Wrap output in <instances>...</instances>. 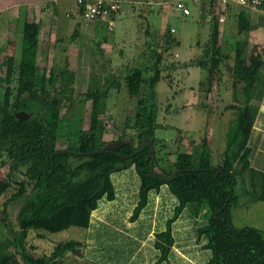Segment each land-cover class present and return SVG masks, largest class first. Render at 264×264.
Instances as JSON below:
<instances>
[{"label": "trees", "instance_id": "16d2710c", "mask_svg": "<svg viewBox=\"0 0 264 264\" xmlns=\"http://www.w3.org/2000/svg\"><path fill=\"white\" fill-rule=\"evenodd\" d=\"M209 2L213 8L210 36L203 44L201 57L184 64L207 67L211 80L219 66L232 59L233 95L237 98L239 91L243 101L233 106L235 116L227 130L226 148L220 162H213L204 138L191 152L177 150L173 161L168 159V167L162 171L156 169L159 159L155 157L152 161L150 146L142 144L158 141L156 130L161 123L157 85L166 78L164 71L178 66L167 63L179 43L175 36L171 38L170 29L168 37L172 41L157 42L158 48L152 49L156 55L154 60L150 54L148 64L128 66L123 76L126 91L136 107L130 125L134 133L130 137L121 135L118 140L126 142L116 149L93 153L109 142L104 138V114L108 98L121 79L116 74L101 73L103 48L98 46L94 57L99 63L94 62L91 67L90 85L75 95V71L55 67L47 73L42 69L38 64L40 24L35 20L25 23L20 62L15 64L14 57L6 56L2 64L6 67L4 81L10 84L16 79L17 86L15 91L10 85L6 87L5 99L0 105V157L5 152L17 163L26 164L28 179L18 182V186L10 177L0 180V196L10 188L16 189L4 201L5 215L9 203L23 200L13 238L0 240V264H63L73 255L81 256L84 242L80 239L57 242L50 253L36 255L27 244L29 231L60 232L73 226L89 227L92 212L101 200L116 198L112 174L132 165L140 177L139 198L132 219L148 204L150 192L163 184L178 199L166 228L155 234V247L160 251L155 264L168 259L174 243L172 223L189 204L195 205L196 214L205 211L207 223L198 228V233L208 239L206 247L212 251L210 264H264V231L249 225L237 227L231 216L239 187L248 186L244 177L247 170L250 188L246 192L253 200L264 199V181L256 180L258 172L250 167L248 147L259 111L252 99L259 86L264 89L263 48L250 44L247 35L251 29L250 18L247 11L241 10L238 14L241 37L236 40L232 53L224 51L220 41L221 11L214 0ZM88 101L91 102L90 119L88 127H84L82 114L71 113L74 103L82 108ZM64 106L67 109L62 114ZM18 111L27 112L28 118H19L15 114ZM177 170L181 171L175 173ZM174 173V178L167 182L165 178ZM28 181L32 183L29 195ZM11 246L15 251L10 250Z\"/></svg>", "mask_w": 264, "mask_h": 264}, {"label": "crops", "instance_id": "0c3cea01", "mask_svg": "<svg viewBox=\"0 0 264 264\" xmlns=\"http://www.w3.org/2000/svg\"><path fill=\"white\" fill-rule=\"evenodd\" d=\"M170 1L175 7V3L178 0H120L121 9L115 15L114 28L109 29L106 21L87 20L80 14L69 15V11L75 8L77 0H0V56H12L15 59V64L20 62L24 42L25 23L28 20H35L40 24L38 64H45L42 65V69L47 73L55 67H69L75 71L74 87L78 89L80 73L88 74L87 79L89 82L91 81V67L94 62H96V65L99 63L95 61L94 57L98 46L103 48V53L100 55L104 60L100 62L101 66L104 65L102 72H113L117 69L116 66L122 69L121 63L116 57L118 51L117 43L124 40L129 25H131V29L133 28L134 20L131 17H135L138 14L140 16L139 19L144 18L147 24L145 27L143 21L141 24L138 23V25L140 24V29H138L140 33L136 44V52L132 55L130 65L127 66L143 64V61H145L144 55H147L145 46L148 44V39L152 36L150 33L158 41L163 42L166 39L164 36L165 32L167 31L168 34V29H170L173 32V36L171 37H174V33L177 30L169 25ZM185 1L191 13L183 15L186 18L193 16L195 22H184L181 30L182 35L175 37L180 43L186 36H189L191 39V35L193 34V39L188 44V59L184 61L188 62L193 56H198L203 52V43L209 38L211 33L213 8L209 0ZM128 4L129 12L124 9V5ZM138 10L139 12L136 13ZM241 10L247 11L250 18L251 29L247 34L249 42L251 45L257 44L263 48L264 59V11L245 8L239 4H233L228 9L225 19L220 21V41L223 49L224 51L232 53L236 40L241 37L238 34V14ZM147 12L152 16L149 18L146 17L147 15L144 13ZM118 24L120 28L119 32H121L119 34L116 32ZM142 26L144 27L142 28ZM229 36L234 37V39H229ZM150 48L152 49L153 46ZM121 52L123 53V49H121ZM176 55L179 57L178 53ZM16 57L19 59H16ZM223 64L226 70L222 68ZM223 64L218 68V72L221 74V72L223 73L225 71L224 82L231 91H228L230 96L226 97L223 103L219 99L209 100L214 110L213 114L209 117L211 127L209 128L210 123L208 124V120H203L205 121L204 127L207 126L203 131V128H200V124L198 125V122L202 120L199 117L197 124L195 123L194 128H192L193 132L191 129H187L192 133H185L184 130L179 129L180 135L186 136L181 137L180 145L187 151H193V148L206 138L207 149L213 158V162V152L220 154V162L226 148L227 130L235 116L233 106L243 101V95L240 93L237 96L240 100L233 95V63ZM183 66H187V75L182 80L183 84L188 81L193 70L198 72L200 78L202 77V70L205 71L203 76L208 75L207 69L197 64H181V62H178L177 70H185L186 67ZM261 75L264 79V67ZM192 77L194 78V76ZM193 78L190 83L192 89L196 87L194 83L192 84L194 81ZM194 82L198 85L199 92H197L198 90H194L193 95L195 94V97L193 98L201 99L203 96L207 97L208 92L206 93L201 90V88H204L202 80H195ZM85 88L87 89L88 87ZM78 90L83 91L81 89ZM158 95L159 84L157 85ZM190 100L192 99L184 98L186 103L183 105H187ZM198 102L192 101L188 105L193 107L199 104ZM252 102L259 106V111L248 142V147L251 150L249 159L250 167L258 172L255 176L256 180L258 183H261L264 181V89L261 86L256 90ZM156 136L158 137V135ZM188 136L190 137L188 138ZM162 139L165 141V145L173 142L168 139ZM176 139L177 137L174 141ZM188 143L192 146V149L189 148ZM217 163L218 161L215 164ZM127 169L117 172H122ZM244 177L247 181L246 184H248L247 188H250L249 170L244 173ZM164 186L168 188L170 199L172 202H175V207L178 199L169 190L167 184H163L158 190H152L149 194V201L151 194L153 192L158 194ZM238 194L237 203L233 205L231 210L233 224L237 227L246 225L255 226L264 231V199L253 200L249 192H246L244 196H241L240 191H238ZM103 200H101V204L99 203L98 208L92 212L91 223L89 227L85 228V234L80 239L84 242L83 254L81 256H71L66 264H155L160 255L159 249L155 247V234L166 228L167 220L173 215V212L171 213L169 210L167 213H162L161 216H158V214L155 215L154 213L151 216L152 218L145 219L147 212L143 213L142 210L136 219H132L133 210L129 220H125L127 211L122 208L114 210L112 214L102 210ZM113 200H116V198ZM194 208V204H189L172 223L174 243L168 259L159 264H210L212 251L206 247L208 239L204 234L199 235L198 233V228L207 223V218L204 210L196 214ZM95 216L97 217L96 219ZM109 217H113L116 220L114 221L115 230L106 224L109 222L107 221ZM111 232L114 233L115 240L117 241H114L116 247L114 252L109 253L115 254L117 252L119 257L116 258L114 255L106 254L108 257L103 258L99 255L98 249L106 248L102 245L108 243L106 236ZM147 232L149 233V237L142 239ZM94 252L99 256L97 257V261L91 260L89 256L91 253L94 254Z\"/></svg>", "mask_w": 264, "mask_h": 264}, {"label": "rangeland", "instance_id": "374dc122", "mask_svg": "<svg viewBox=\"0 0 264 264\" xmlns=\"http://www.w3.org/2000/svg\"><path fill=\"white\" fill-rule=\"evenodd\" d=\"M170 18H169V25L173 26L177 32L174 33L175 36L180 37L182 26L184 22L190 23L195 22L193 19V16H188L186 18L180 11L176 10L173 3L170 1ZM124 9H129V4L124 5ZM129 12V10H128ZM139 10L136 12L138 13ZM147 15L146 17H151L152 15L149 14V12L144 13ZM140 16L135 15V17H131V19L134 20L133 28L131 29V25H129L128 31L126 32V36H124V40L120 41V43H117L118 51H117V59L120 61L122 69L119 68V66H116L117 69H115L113 72L108 71V74H117L116 78L119 77L121 79L118 84V87L112 90L111 96L108 98V102L106 105V110L104 114V138L106 140H118L121 135L127 134L128 137L131 136V134L134 133V129L130 126L132 124L131 119L134 118V112H135V102L131 99V97L128 95L126 91V85L125 81H123V76L127 71V65H130L132 61V55L136 52V44L138 42V35L140 29V24L143 21V24L146 27V20L144 18L139 19ZM145 21V22H144ZM138 23H140L138 25ZM144 26H142L143 28ZM119 28V24L116 28V32L119 34L121 32ZM150 31V30H149ZM171 35L173 36V32L170 30ZM152 36L148 39V44L145 46V51H147V55L149 56L152 54L153 50H156L158 48L157 42L158 39L156 37H153V34L150 33ZM167 31L165 32L166 39H169V41H172L169 37ZM230 35V33H229ZM193 39V34L191 35ZM172 38V37H171ZM229 39H234V37L229 36ZM165 39V40H166ZM189 36H186L183 38V41L178 43L174 48L173 51L175 53L179 54V57L174 54H170L167 58V63L169 65L171 64H178V62H181L182 64L185 63V59L187 58L188 53V44L191 41ZM165 42V41H164ZM204 44V43H203ZM149 45V46H148ZM153 46L151 49L150 47ZM121 49H123V53L121 52ZM146 54L144 55L143 65L148 64V56ZM152 60H154V53L151 55ZM201 57V54L198 56H193L190 60L198 59ZM16 59H19L16 57ZM5 60V57L0 56V64L2 66L0 70V105L4 102L5 99V92L6 87L8 85L12 86L13 90H16L17 86V80H13L10 84H8L6 81H4L6 68L3 64V61ZM177 60V61H175ZM189 60V61H190ZM188 61V62H189ZM153 62V61H152ZM229 62L233 63L232 59H229L225 61L224 63L229 64ZM42 65L41 64V68ZM194 65V64H192ZM120 66V67H121ZM200 66V65H199ZM221 66V65H220ZM219 66V67H220ZM186 69H182L178 71V66H174V68L167 69L164 71V74L166 78H163L159 81V95L157 96V103L159 105V115H158V121L161 122V126L157 128L156 135H158V141L154 142V147L156 149V157L159 159L157 161V170L162 171L163 167H168V159L170 161H173V159L176 156V151L179 149H182V146L180 145L181 137H186L185 135H180L179 129L182 131L184 130L185 133L190 132L187 129H191L193 132L195 123L197 124V119L200 117L202 120L198 122V125L200 124V128L204 129L207 127H204L205 121L208 120L211 114H213V106L210 104L209 100H220L222 103L224 102L225 98L230 96L231 89L226 86L224 80H225V71L221 74L218 71H215V75L212 77L211 80H209V72L207 69L206 76H203V73L205 72L202 70V77L200 78L197 71L193 70L192 75L188 79L187 82L184 84L182 83V80L187 75V66ZM182 67V68H183ZM201 67V66H200ZM222 68H225V65H222ZM124 70V71H123ZM100 72V71H99ZM103 73V72H101ZM98 74V73H95ZM205 74V73H204ZM198 75L197 77H195ZM88 74L86 73H80L79 74V83H78V89H86L85 87H89L90 82L87 79ZM101 76V74H100ZM194 76V78L192 77ZM103 77V75H102ZM192 78L195 80H202L203 89L201 90L203 92H208L207 97H202L201 99L193 98L195 97V94L193 95L194 90H198L199 87L196 85V82L194 83V86H196L194 89L191 88L190 83L192 81ZM201 83V82H200ZM188 85V86H187ZM78 89H75L74 94H78ZM229 91V92H228ZM81 92V91H80ZM199 92V90L197 91ZM240 92L238 91L237 96ZM184 98L192 99L190 102L187 103V105H183L186 103L184 101ZM217 98V99H216ZM196 99V100H194ZM240 100V99H239ZM192 101L198 102L199 106H193L190 107L188 104L192 103ZM205 102V104H203ZM212 103V102H211ZM215 104V102L213 101ZM203 104V105H202ZM215 107V106H214ZM66 106L62 107L61 113H66ZM90 110H91V102L88 101L84 107L77 106V103H74V107L71 114H74L75 112L77 114H82V117H84V127H88L89 125V119H90ZM70 114V113H69ZM202 116V117H201ZM71 117V116H70ZM203 122V123H202ZM207 125V124H206ZM211 127V123L209 128ZM190 132V133H192ZM177 137L176 141L174 139ZM190 136H188L189 138ZM168 139L169 141H173L169 145H165V141L162 139ZM186 145V144H185ZM184 145V146H185ZM189 148L192 149V146L188 143ZM185 148V147H184ZM194 149V148H193ZM214 155V163L217 161L219 162L220 154L213 152ZM27 171V165L22 163H17L12 158H10L5 152H3V155L0 157V180L4 177H10L14 183L15 186H18V182L21 180H27L28 174ZM113 180L116 186V192L117 197L116 200H107L104 199L102 201L101 209L105 210L106 212H109L110 214L113 213L114 210L118 208H122L125 211H127V216L125 220H129L131 212L134 210L137 201H138V188L140 184V177L135 169V166L132 165L127 170H124L122 172H115L112 174ZM27 195L31 193L32 190V183L28 181L27 185ZM246 189L245 186H240L239 191L241 193V196L246 195ZM15 188H10L6 193L0 196V240L4 239L5 237L13 238L14 232L18 229V222H17V214L19 212V209L23 203V200H16L9 203L7 206V213L4 214L5 207H4V201L6 198L11 195L13 192H15ZM164 200V201H163ZM174 201L172 202L170 199V193L168 191L167 187H163L162 190L159 191L158 194L153 192L150 196V201L143 209V213L147 212V217L145 219L152 218L151 216L155 213V215L158 214V216H161L162 213H167L169 210L174 212ZM101 204V202H100ZM164 215V214H163ZM97 217L95 216V219ZM106 224L109 225L113 230L114 229V221H116L113 217H109L107 219ZM85 234V228L82 227H70L68 229H65L60 232H50V231H37V230H31L29 231L28 237H27V244L30 250L34 254H42V253H50L53 249L54 245L57 242L60 241H67L70 239H82ZM149 237V233L147 232L146 235L142 239H147ZM106 240H108V243L102 245L106 248H99L98 252L99 255H101L103 258L108 257L106 254H110L109 252H114L115 244V235L113 232L109 233L106 236ZM34 246L32 248L31 246ZM10 250L15 251V247L11 246ZM84 250V248H83ZM110 255H114L116 258L119 257L117 252L115 254L111 253ZM91 260H98L97 257H99L95 252L94 254H90ZM112 259V258H108ZM67 261H65L63 264H66Z\"/></svg>", "mask_w": 264, "mask_h": 264}, {"label": "built area", "instance_id": "2783aa9c", "mask_svg": "<svg viewBox=\"0 0 264 264\" xmlns=\"http://www.w3.org/2000/svg\"><path fill=\"white\" fill-rule=\"evenodd\" d=\"M220 12V21L225 19L228 9L233 4H239L245 8L254 10L263 9L264 0H214ZM175 8L182 14H190L191 10L185 0H178ZM121 9L120 0H77L75 8L69 11V15L80 14L87 20H103L108 23V28H114L115 15Z\"/></svg>", "mask_w": 264, "mask_h": 264}, {"label": "water", "instance_id": "95a60500", "mask_svg": "<svg viewBox=\"0 0 264 264\" xmlns=\"http://www.w3.org/2000/svg\"><path fill=\"white\" fill-rule=\"evenodd\" d=\"M15 114H16L19 118H21V119L28 118V116H29V114H28L27 112H25V111H18V112H15ZM125 142H126V141H125L124 139H122V140H111V141H109L107 144H105V146H103L102 148H99V149L93 151V153H96V152H103V151H105V150L116 149V148L122 146L123 144H125ZM154 142H155V141H144V143L142 144V146H143L145 143H147V144L150 146V150H151V152H152V161H153V160L155 159V157H156V155H155ZM142 146H141V147H142ZM88 153H91V152H88ZM152 161H151V165H152ZM179 171H181V170H177L175 173H177V172H179ZM175 173H174L172 176L165 178V180H166L167 182L171 181V180L174 178ZM227 203H228V202L225 203V206L227 205Z\"/></svg>", "mask_w": 264, "mask_h": 264}, {"label": "flooded vegetation", "instance_id": "af4514ba", "mask_svg": "<svg viewBox=\"0 0 264 264\" xmlns=\"http://www.w3.org/2000/svg\"><path fill=\"white\" fill-rule=\"evenodd\" d=\"M156 150V149H155Z\"/></svg>", "mask_w": 264, "mask_h": 264}]
</instances>
